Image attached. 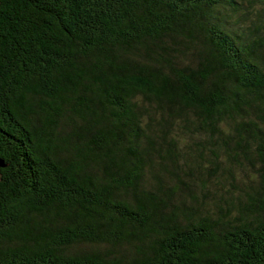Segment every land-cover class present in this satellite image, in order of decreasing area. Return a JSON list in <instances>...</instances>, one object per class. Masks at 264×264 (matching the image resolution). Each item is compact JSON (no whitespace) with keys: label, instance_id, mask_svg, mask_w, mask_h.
I'll return each mask as SVG.
<instances>
[{"label":"trees","instance_id":"1","mask_svg":"<svg viewBox=\"0 0 264 264\" xmlns=\"http://www.w3.org/2000/svg\"><path fill=\"white\" fill-rule=\"evenodd\" d=\"M0 264H264V0H0Z\"/></svg>","mask_w":264,"mask_h":264},{"label":"water","instance_id":"2","mask_svg":"<svg viewBox=\"0 0 264 264\" xmlns=\"http://www.w3.org/2000/svg\"><path fill=\"white\" fill-rule=\"evenodd\" d=\"M4 166V161L2 160V158H0V168Z\"/></svg>","mask_w":264,"mask_h":264}]
</instances>
